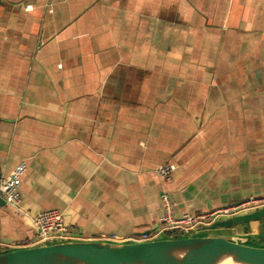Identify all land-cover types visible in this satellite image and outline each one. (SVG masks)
<instances>
[{"label": "crops", "instance_id": "0c3cea01", "mask_svg": "<svg viewBox=\"0 0 264 264\" xmlns=\"http://www.w3.org/2000/svg\"><path fill=\"white\" fill-rule=\"evenodd\" d=\"M22 160L0 247L52 208L95 240L156 228L163 190L178 214L264 196V0H0V168Z\"/></svg>", "mask_w": 264, "mask_h": 264}, {"label": "water", "instance_id": "95a60500", "mask_svg": "<svg viewBox=\"0 0 264 264\" xmlns=\"http://www.w3.org/2000/svg\"><path fill=\"white\" fill-rule=\"evenodd\" d=\"M250 234L264 237V208L147 241L74 239L0 247V264H264V246L248 244Z\"/></svg>", "mask_w": 264, "mask_h": 264}, {"label": "built area", "instance_id": "2783aa9c", "mask_svg": "<svg viewBox=\"0 0 264 264\" xmlns=\"http://www.w3.org/2000/svg\"><path fill=\"white\" fill-rule=\"evenodd\" d=\"M26 170L27 164L24 160L20 161L9 173L3 172L0 168V197L16 208H21L22 205L21 185ZM175 170V164L165 163L160 165L156 172L165 183H168L173 180ZM161 199L163 216L159 225L150 233L131 237H123L117 234L102 235L97 239L117 242L128 240L147 241L164 236L185 235L196 231L200 227H208L215 222L264 208V196H249L244 200L211 210L178 214L176 203L167 190L162 191ZM34 223L36 227L34 237L9 247H29L44 242L84 239L83 234L69 228L65 222L64 213L58 208L40 212L35 217Z\"/></svg>", "mask_w": 264, "mask_h": 264}]
</instances>
